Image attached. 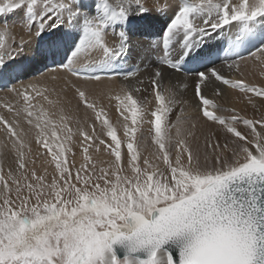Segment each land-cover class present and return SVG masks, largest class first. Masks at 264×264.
<instances>
[{
    "label": "snow or ice",
    "instance_id": "snow-or-ice-1",
    "mask_svg": "<svg viewBox=\"0 0 264 264\" xmlns=\"http://www.w3.org/2000/svg\"><path fill=\"white\" fill-rule=\"evenodd\" d=\"M0 18V264H264V115L223 102L264 98V0H0Z\"/></svg>",
    "mask_w": 264,
    "mask_h": 264
},
{
    "label": "bare ground",
    "instance_id": "bare-ground-1",
    "mask_svg": "<svg viewBox=\"0 0 264 264\" xmlns=\"http://www.w3.org/2000/svg\"><path fill=\"white\" fill-rule=\"evenodd\" d=\"M13 18V17H12ZM18 19V17L15 19V21ZM13 21V20H12ZM10 21V22H12ZM165 21V17H152L149 19L147 22L144 23L143 27H146L149 31L152 32H158L160 28L163 26ZM13 31L17 34L19 37L20 35L25 34V30L23 27L19 24L16 23V25L13 28ZM134 39H143V37L137 36L134 37ZM137 63H140L138 60ZM149 64L148 60H144L143 64H141V68L144 67V65ZM125 67H127L125 65ZM251 68L250 66H246L244 64H241V72L245 74V77L248 81L250 82H255L257 80V76L251 75ZM45 73L46 76H63V73H57V72H43ZM33 74V73H32ZM34 76V75H32ZM32 76L24 77L22 81L27 82V80L31 79ZM233 78H241L239 74H234ZM183 77L181 75L175 76L173 79V83H178L182 82ZM20 81H16L15 83L19 84ZM167 83V79L165 81ZM122 83L121 80L116 79L114 76H111L110 79H105L103 83L100 85H92V87H106V88H117L120 84ZM192 95L191 88L187 92L186 98H190ZM0 97L2 98H8L6 95V92L4 90H0ZM2 100V99H0ZM223 102L225 103L226 107H234L238 111L241 112V114L247 115L249 118H259L261 115H264V98H255L254 102L258 107V111L254 110L251 105L247 103L246 98L243 96V94H240L238 90H230V89H225V97L223 98ZM192 109H189L191 111ZM82 115V114H81ZM115 118V114L113 113V119ZM1 136V133H0ZM2 137V136H1ZM5 164H7V161H5Z\"/></svg>",
    "mask_w": 264,
    "mask_h": 264
},
{
    "label": "rangeland",
    "instance_id": "rangeland-1",
    "mask_svg": "<svg viewBox=\"0 0 264 264\" xmlns=\"http://www.w3.org/2000/svg\"><path fill=\"white\" fill-rule=\"evenodd\" d=\"M12 17H13V18H12ZM16 18H17V16H10V17H8V20H9V22L12 21V20L15 21ZM0 19H3V18H0ZM97 88H106V87H97ZM68 95H69V97H70V96H71V93H69ZM0 99H2V100H0V105H2V104L4 103V100H5L6 98H2V97H0ZM72 103H73V105H74V104H75V101L73 100ZM81 116H82V115H81ZM73 127H74V125H73ZM0 133H1V136H2V135H3L2 132H0ZM1 136H0V138H2ZM33 148L35 149V145H33ZM5 161H7V160H5ZM7 163H8V161H7Z\"/></svg>",
    "mask_w": 264,
    "mask_h": 264
}]
</instances>
